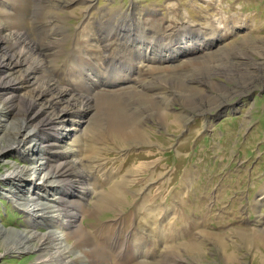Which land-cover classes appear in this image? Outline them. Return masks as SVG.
Returning <instances> with one entry per match:
<instances>
[{
	"label": "rangeland",
	"instance_id": "rangeland-1",
	"mask_svg": "<svg viewBox=\"0 0 264 264\" xmlns=\"http://www.w3.org/2000/svg\"><path fill=\"white\" fill-rule=\"evenodd\" d=\"M18 3L0 0V35L8 36L22 23L14 14L29 12V6L33 19L38 16L42 24L51 21L49 29L56 34L50 33V39L45 29L35 32L40 46L50 48L59 40L58 55L49 57L61 88L85 89L82 82H76L73 66L88 60L94 69L80 74L93 86L101 76L107 90L136 83L130 91L141 92V97L147 92L155 99L135 101L131 94L117 95V103L126 115L132 113L139 122V127H134L141 131L124 144L123 138L107 132V109L94 94L101 90L93 86L91 109L83 118L68 115L60 126L52 111L72 110L73 104L48 103L49 98H57V92L40 96L19 86L16 91L0 89V104L10 96L8 106L22 103L0 114L5 118L0 122V141L6 140V148L29 134L35 121L47 118L44 127L57 126L55 137H47L41 130L22 151L35 145L39 150L42 146L53 148L54 165L75 159L77 149L79 155L85 153L84 168L91 169L90 196L82 195L86 198L82 200L64 197L70 203L80 200L84 204L82 213L79 201L75 222L80 231L72 236L73 228L64 229L72 247L79 242L77 253L88 251L91 264H264V0H22L24 7ZM130 19L144 31L162 19L166 26L182 25L191 31L179 35L172 55L158 56L148 40L145 48L152 49L148 56L152 60L136 55V66L129 64L131 60L119 66L123 72H115L123 81L115 85L113 79L101 74L104 67L97 61L104 52L100 44L93 55L91 44L96 41L91 39H100L109 24L123 26ZM200 30L219 39L206 42L214 41L206 46L195 35ZM136 39L139 44L147 38L137 35ZM198 44L204 48L197 49ZM21 72H0V83L1 77L12 82ZM185 87L192 88L189 103L182 91ZM31 99L37 101L30 107ZM41 108L45 110L38 115ZM53 143H58V148L50 147ZM3 153L1 177L31 165L18 152ZM34 156L32 153L29 159ZM41 176L33 174L28 179L42 181ZM81 176L76 170V179ZM1 179L0 230H33L28 214L10 197L14 184ZM17 183L22 186L25 182ZM67 187L56 189L62 194ZM32 188L38 198L50 197L51 201L56 194L51 187L46 192ZM80 188L79 192L86 191ZM107 196L111 205L102 203ZM68 206L63 213L71 215L74 211ZM41 219L37 222H46ZM43 223H35L40 233L47 232ZM4 242L0 238V264H42L37 251H5Z\"/></svg>",
	"mask_w": 264,
	"mask_h": 264
},
{
	"label": "bare ground",
	"instance_id": "bare-ground-1",
	"mask_svg": "<svg viewBox=\"0 0 264 264\" xmlns=\"http://www.w3.org/2000/svg\"><path fill=\"white\" fill-rule=\"evenodd\" d=\"M18 1H19L18 4L22 5L23 7L25 6V4L22 3V0H18ZM29 8H30L29 12L24 10L23 14L21 12H19V15L16 13L14 14L15 15L14 17L16 19L17 17L21 18L23 24L20 23L18 26L13 27V29L10 30L8 36L6 37L0 35V72L7 73V72H15L17 70L22 71L19 74V77H16V79L12 80V82H7V81L5 82V80L7 79L1 77L2 82L0 83V89L16 88L19 86L20 89H24V90L28 88L27 93L37 91L39 92L40 96H45L47 93H51V92H57V98L54 97L49 98L47 100L48 103L55 102L56 104H62V105L73 104L72 110L68 108H64L61 111L58 110L52 111V113L55 115V119H59L60 121L57 122L56 124L57 126L64 124L63 122L66 120L68 115H72V117H74V115L76 114V117L80 115L81 118H83L82 115H85L91 109L90 97H91V93L94 92L93 91L94 89L92 88L94 83L90 82L89 78L88 81L87 77H83V75L80 73L88 72L89 70L87 69H94V65L92 64L91 61L88 60L87 61L81 60L80 61L81 64L79 63V61L77 62L79 64L77 65L73 64L74 65L73 70H76V75L74 72L73 74L75 76L74 75L73 76L75 77L76 82H82L83 86L85 87L83 91L78 90L76 86H74V89L69 88L67 85L62 86L61 88L60 85L57 84V80H55L56 75L50 60L52 56L54 57L57 56L58 52L60 51L59 49H57L59 47L58 46L59 40L58 41L55 40L53 42V46L50 48L45 47L43 45L40 46V44L37 43L39 37L36 34L35 30L45 29L47 39H50L49 36L50 33L53 34L56 33L50 31L49 29V26H51V21L48 22L46 21L43 23L44 24L43 25L41 23L42 20H40L38 16H36L33 19L34 15L31 13L32 11L31 6H29ZM19 18L17 21H19ZM165 23H166L165 19L154 21V23L151 24L152 26L146 27V29L148 30L144 31V29H142L141 27L135 24L134 20L130 19L128 21H125V25L123 26H120L116 23L109 24L107 26L106 31L105 32L102 31L101 34H99L101 43H100V39L95 40L92 38L91 40L96 41V43L95 45L91 44L92 46L91 53L94 55L96 51L99 50L98 46L100 44L102 45L101 50H103L104 52V56L100 59V61L99 60L97 61L99 66L104 67V69H101L103 70L101 72L103 77L113 79V83L115 85L117 84L119 85V83L123 81V79L119 78L121 74L116 75L117 72H123V69L120 70L118 69L119 66H123L124 63H128L127 62L128 60H131L129 64L134 63L133 66H136L138 64L137 62H136L137 64L135 63V61L137 60L136 58L137 56L140 58L141 55L143 57L147 56L146 60H152L150 57H148L152 49H150L149 47L145 48L146 47L145 43H147L148 40H150L148 41L149 44L153 45L152 48L153 47L157 48L158 56L172 55L173 51L175 50L177 51V49L173 50L174 45H176L175 41L181 38L179 37V35L181 34L183 35L184 33L191 30L189 28L188 29L184 28L182 25H177V26L175 25L172 28L171 26H166ZM42 25L43 27L41 28ZM147 25L148 24H146V26ZM1 27L2 26H0V29ZM195 32H196L195 33L196 37L199 38L201 41H204L206 46L212 45L215 40L219 39L218 37L215 38V35H212V37L210 36L209 38L205 33L201 32V30ZM137 35H141L142 38H147V39H140V42L138 44L136 43ZM212 40H214L213 43H209V44L206 43ZM141 42H144L142 44L144 46H141L140 44ZM203 46L204 44L201 45L198 44L196 47L197 49L200 48L202 49L204 48ZM48 49L50 50L49 52L51 53L47 54L46 50ZM169 51L171 53H168ZM193 61L196 62V59ZM199 63L202 62L199 61ZM45 71L49 72V75ZM97 79L98 80L95 86L93 87L96 88L97 90H101V93L94 92V94H96V96L100 100V103L102 105H105V108L107 109V112L105 114V119L107 120L109 125V129L107 130V132L109 134H113L119 137V139L120 137L121 139L123 138L124 141H126L123 143L128 144L132 141L135 135L137 136L139 134L140 130L138 131L136 129L137 127H139L137 126L139 122L133 119V115L130 111H127V115L125 114L124 107L120 106L117 103V95H122L123 93H126L128 95L131 94V98H133L135 101L136 100L141 101L145 99L146 102V99L152 98L153 99L152 101H155V99L153 98V96L151 97L150 95H147V92H145V94L143 92L141 97L140 96L141 92H137L134 90L130 91L129 88H131V86L136 87L135 86L136 83L135 85L132 84L129 87L126 86L127 88L125 87L124 89L120 88L117 89V91H112V90H107L105 88L106 84L104 85L99 78ZM190 88L187 89L186 87L182 88V91H184L185 93L184 95H187L186 100L188 102L186 103H189L192 97V95L188 94ZM18 89L19 88H16L14 90L16 91ZM11 98L12 96L8 97L6 100H4L6 101V103L0 104V114H2L4 110H6V112H8L9 110L13 111L16 109V107L21 106L22 104L21 102H17L16 104H12L8 106L7 101L10 100ZM36 101L37 100L31 99L32 103L30 107L33 105V103H36ZM74 105L76 111H74L75 109ZM77 107H80L81 110L77 109ZM155 108L157 109V112L160 110L156 106ZM44 110H45L44 108H41V110L37 111V114L42 115ZM17 116L14 117L16 118ZM2 117L3 116H0V122L5 120V118ZM46 119L47 118H43L35 121L33 123L34 125L31 127V131L29 132V134H27L22 140L13 142L9 147L7 145V148L3 145L6 140L3 139L0 141V152L4 151L3 153L4 155H6L9 152L10 153L18 152L23 156V158L28 159L31 162L30 167H22V168L18 167L14 169V171L10 172L8 175L4 177L0 176V178H2L1 180L3 179L8 180L9 182L13 183L14 186H16V187L12 186V188L9 190V193L12 194L10 197L12 201L14 200V203L17 206L18 205L21 206L23 210L28 214L29 222L33 227V230L31 229V231L28 230L20 233L15 232L13 230H7V231L0 230V238H2L3 241H5L4 242L5 251H18V252L34 251V250L37 251V254H39V260H41L42 264H76V263L78 264V262H81L80 264H91L90 263L91 255H87L89 254L88 251L84 250V253L83 252L77 253V250L75 249H77L79 242L76 245H73L72 247L71 244H69L68 240L66 239L68 235L70 238V234L64 232L65 228H69V229L73 228L74 230L72 232L73 234L69 232L73 236L74 233L77 234L78 231H80L79 230L80 224L75 223L76 219L79 216L78 207H81L79 206V201L82 199H86L87 196H90L91 183L89 177L91 176V169L88 171L87 168L86 169L84 168L85 164L87 163L84 160V156H83L85 153H80L79 155L77 149L74 151L75 155L73 157H76L75 159L73 158L72 160L69 159L70 161H67L68 160L67 159L64 160L60 165H54L53 163L57 161V159H53L55 158L56 155L55 154L56 151L54 152L53 148L50 149L47 148V146L45 147L42 146L41 150H39L38 149L39 146L36 147L35 145L32 148V150L28 148L29 150L28 152L27 150L26 151L21 150V148L26 146V143L30 139L33 140L37 139V136L41 130H44V133L45 135L47 134V137L49 136L55 137L56 135L55 130L57 129V126L55 127V129H50L48 128L47 125L44 127V122H46ZM1 128H2V124L0 125V130ZM131 137L133 138L131 139ZM63 139L64 137L62 135L61 140ZM40 140L42 141V139ZM58 140H60V138ZM58 146H59L58 143L56 144L53 143L50 145V147H57V148ZM32 153L35 156L34 159L31 160L29 159V156ZM64 156L65 158H69L68 154H65ZM76 170H80L82 174L80 180L76 179ZM33 174H35L36 176H40L41 174H43V176H41L43 177L41 179L42 181H36L33 179L31 180V178L28 179V177H30V175ZM18 181L19 183L20 182H25V183L24 184L22 183V186H20V184L17 183ZM27 186L29 187L28 189H26ZM57 186H68V187L64 192H62V194L61 193L59 194V191L56 189ZM32 187L37 189H45V192L47 187H51V189H54L51 191H56V194L53 198H51L52 199L51 201L49 200L50 197H48L47 199L40 197L38 198L36 192L34 191L31 192ZM69 187H72V189H70V191L68 192L67 190ZM78 188L86 191L79 192ZM41 191L45 194L43 190ZM77 192H79L80 194H78ZM35 193L37 196H35ZM15 194H19V195L17 196ZM66 194L76 197L78 196L80 200H78L77 202L72 201L73 203H70L67 199H64V197H67ZM82 195H85L86 198H84ZM80 203L82 202L80 201ZM102 203L105 205H111L110 197L107 196L105 200L102 201ZM69 204H71L72 210L74 212L71 215H66L64 214L65 212L63 213L64 211L63 209ZM83 206L84 204L82 203V211H81L82 213L84 211ZM43 216L45 219L43 218ZM40 217H42L43 219V220L41 219L42 221L46 220V222L44 223L40 222L43 223L41 226H45L47 230L46 233H40L39 231L41 229H39L38 226H35V223L40 224L39 222H37V220L40 219ZM62 226L64 227L62 228ZM219 243L220 246L223 247L221 241ZM189 248L191 250L195 249V247L193 246H189Z\"/></svg>",
	"mask_w": 264,
	"mask_h": 264
}]
</instances>
